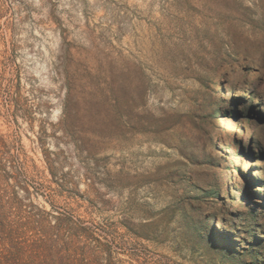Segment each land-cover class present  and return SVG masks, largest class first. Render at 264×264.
<instances>
[{"label": "rangeland", "instance_id": "obj_1", "mask_svg": "<svg viewBox=\"0 0 264 264\" xmlns=\"http://www.w3.org/2000/svg\"><path fill=\"white\" fill-rule=\"evenodd\" d=\"M0 133L170 264H264V0H0Z\"/></svg>", "mask_w": 264, "mask_h": 264}, {"label": "trees", "instance_id": "obj_2", "mask_svg": "<svg viewBox=\"0 0 264 264\" xmlns=\"http://www.w3.org/2000/svg\"><path fill=\"white\" fill-rule=\"evenodd\" d=\"M18 87L10 78L2 92L10 117L19 108ZM39 180L20 146L0 133V264H170L132 245L121 233L129 231L125 224L96 221L78 191Z\"/></svg>", "mask_w": 264, "mask_h": 264}]
</instances>
